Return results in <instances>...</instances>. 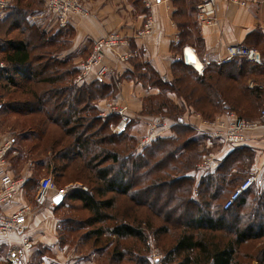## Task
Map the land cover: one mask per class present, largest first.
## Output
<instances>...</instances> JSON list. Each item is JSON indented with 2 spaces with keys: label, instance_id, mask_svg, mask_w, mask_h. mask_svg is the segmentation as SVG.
Returning a JSON list of instances; mask_svg holds the SVG:
<instances>
[{
  "label": "trees",
  "instance_id": "trees-1",
  "mask_svg": "<svg viewBox=\"0 0 264 264\" xmlns=\"http://www.w3.org/2000/svg\"><path fill=\"white\" fill-rule=\"evenodd\" d=\"M38 36L39 34L35 43L8 42L4 59L8 62L15 61L21 66L29 63V69L24 73L23 83L13 82L12 92L1 86L2 92L21 98L0 103L3 111L31 116L22 121L36 120L41 124H55L58 130L53 134V143L55 147L61 148L57 161H63L59 169H55L60 176L75 160L82 163L74 166L82 175L87 173L85 181L91 185V189L84 191L76 186L71 194L65 192V201L77 203L80 210L88 213L84 220L87 226H100L82 234L78 241L84 242L86 246L91 241V246H96L99 239L107 234L111 237L110 241H114L109 263L125 261L140 264L142 256L134 254L139 249L135 246L122 247L120 240L130 239L143 245L144 232L151 229L153 222L157 220L161 222L156 228L157 234H166L170 229L178 231L173 244L164 252L160 264H234L236 246L247 239L264 235V221L258 220L256 225L251 221L264 219L261 210L248 212L249 224L245 228L237 223L235 210L248 203V194L253 195L249 206L258 202L264 210V188L260 194H256L249 187L233 206L227 210L222 208L224 200L245 178L228 193L220 208L214 212L208 209L210 202L218 199L225 187L233 184L238 177L239 173L234 168L236 164L244 161L246 167L243 173L248 170L253 150L242 144L235 146L213 173L200 179L196 185L198 198H191L195 187L194 179L186 174L207 150L199 149L200 137H195L193 128L179 120L177 105L166 96L168 91L174 92L184 104L205 119H212L216 113L229 111H234L239 118H243V114H248L241 106L245 96L252 98L250 105L253 106L254 101L255 104L262 101L264 95L263 89L257 86L263 75V68L259 64L249 65L244 58L237 57L228 64L211 63L202 73H198L196 70L192 71L193 67L177 62L173 67L170 83L162 82L151 68L145 66L142 73H138V78L155 84L161 92L146 99L143 114L164 115L175 119V135L171 138H157L140 154H135L136 140L128 131L115 134L110 130V123L117 121L118 115L102 119L94 105L100 99L112 97L117 92L121 79L128 74L108 83L95 81L87 86L75 87L70 83L75 71L66 61L54 59L50 51L40 50L45 47V43ZM195 40L198 52L201 42L197 36ZM178 68L185 72L191 70V85L188 84L190 79L174 76ZM245 80H251L254 86L248 88ZM31 132L34 130L31 129ZM43 132L46 133L47 130L41 131V135ZM64 139L70 140V147L63 146ZM48 167L46 165L45 168L49 170ZM57 206L61 217L59 236L73 243L68 236L76 230L66 226L70 218L63 215L61 203ZM230 213L235 214V218L225 220ZM143 263L149 264L148 259Z\"/></svg>",
  "mask_w": 264,
  "mask_h": 264
},
{
  "label": "crops",
  "instance_id": "crops-1",
  "mask_svg": "<svg viewBox=\"0 0 264 264\" xmlns=\"http://www.w3.org/2000/svg\"><path fill=\"white\" fill-rule=\"evenodd\" d=\"M244 1L245 6L220 3L214 23L210 26H199L194 17L198 0L195 6H192L190 0H146L147 3L143 0H82L86 13L70 16L67 27L60 28L54 17L47 13L42 0H8V7L0 19V64L2 65L0 91L1 86H4L12 92L13 82L23 83L24 73L29 69V63L21 66L15 61L8 62L4 59L8 42L35 43L38 34V38H42L45 43V47H41L40 50L50 51L54 59L66 61V64L75 71L70 79L71 85L75 87L87 86L95 81L108 83L114 78L128 74L126 78L121 79L118 90L112 97L100 99L94 102V105L98 110V116L102 119L112 118L114 115H101L107 103L126 106L130 116L128 126L124 130H117L118 118L117 121L111 122L109 127L115 134L128 131L136 140L135 154H140L144 148L138 150L137 143L148 133L149 122L158 123L155 139L174 137L173 127L176 125V120L169 116L143 114L146 99L155 97L161 92L155 84L143 82L138 78V73H142L145 66L151 68L162 82L170 83L175 63L191 66L198 73H202L211 63L221 64L220 60L226 46L238 43L255 49L264 64V0ZM148 17L152 18L151 30L141 35L140 31ZM112 32L124 36L127 43L115 50L104 52L107 71L96 79L93 70L85 80L75 82L80 63L88 56L92 43ZM196 36L201 42L198 52L195 47ZM186 56L191 59V64H186ZM262 71L263 79L257 86L264 91V67ZM250 85L254 86V83L248 80L247 87L251 88ZM3 95L4 92H1L0 100L3 99ZM166 96L174 105L176 100L179 105L183 103L174 92L168 91ZM3 102L4 100L1 101ZM261 102L264 105V95ZM1 103L0 123L6 115ZM9 115L13 122L31 117L14 113ZM214 117L228 121L237 115L234 111H229L216 113ZM179 120L193 128L195 137H200L199 149L207 150L201 155L202 157L212 155L220 164L235 147L213 139V142L219 144L215 151H211L212 149L208 148L212 138L195 129L196 126H201V120L197 116L186 111L180 115ZM22 135L24 132H19L17 129L6 132L1 131L0 128V145L6 140L12 143L6 155L9 173L24 182L13 203L5 212L12 213L24 204L31 207L21 233L0 235V264H98V249H93L89 255L81 254L79 249L69 246H86L84 242L78 241L73 244L59 236L60 208L53 203V197L61 193L63 198L60 203L67 207L65 190H49L43 202L36 203L39 182L35 183L33 180L34 163L30 160L17 163L21 153L15 150L14 143L15 138ZM242 145L253 150V159L247 170V177H254L250 189H255L256 194H260L264 188V132L261 129L251 132ZM217 167L208 171L194 167L186 175L194 179L196 187L202 177L213 173ZM69 186L78 185L71 183ZM250 196L251 194L247 195L248 202H252V199L248 200ZM25 243H28V248L23 247ZM149 247L153 250L151 249V254L147 258L148 262L160 264L161 259L155 254V247ZM134 254L139 256L137 251H134Z\"/></svg>",
  "mask_w": 264,
  "mask_h": 264
},
{
  "label": "built area",
  "instance_id": "built-area-1",
  "mask_svg": "<svg viewBox=\"0 0 264 264\" xmlns=\"http://www.w3.org/2000/svg\"><path fill=\"white\" fill-rule=\"evenodd\" d=\"M47 13L54 17L58 27L66 28L69 24V18L73 15H83L86 13L83 8L82 0H42ZM146 2V0H143ZM147 3V2H146ZM220 3L237 4L245 6L244 0H198L195 22L199 26H210L215 21V14ZM8 7V0H0V19L4 16L5 10ZM152 27V18L148 17L141 35L147 34ZM127 43L124 36L117 32H112L106 36L95 40L90 48L88 56L80 63L78 73L74 81L80 82L85 80L87 75L95 70V78H100L106 71L107 67L104 64V52L106 50H115ZM237 57H242L246 61L261 64L259 53L244 44H231L225 47L224 55L220 60L221 64H228ZM2 65L0 64V68ZM252 87V85H250ZM117 114L119 120L117 130H124L130 120L126 106L116 103H107L106 109L102 116ZM201 121V126H196V130L206 134L214 140L224 144L237 146L241 145L251 132L261 129L264 132V110H261L259 119L256 121L247 120L244 118L233 117L228 121H222L217 117L213 119H204L199 114H195ZM158 123H148V133L137 143L138 150H142L148 146L157 136L155 129ZM11 141L6 140L0 145V235L10 233H21L24 220L27 214L31 211L29 205H22L12 213L5 211L11 206L18 191L23 187V180L15 178L9 173L7 168L6 155L11 147ZM219 165V160L212 155H205L195 165L199 170L208 171ZM254 177H246L224 200L222 204L223 210L229 209L239 199L241 194L245 192L253 183ZM52 183L50 177H44L40 180L38 191L35 198L36 203H42L47 191L51 189ZM24 248H28V243H25Z\"/></svg>",
  "mask_w": 264,
  "mask_h": 264
},
{
  "label": "rangeland",
  "instance_id": "rangeland-1",
  "mask_svg": "<svg viewBox=\"0 0 264 264\" xmlns=\"http://www.w3.org/2000/svg\"><path fill=\"white\" fill-rule=\"evenodd\" d=\"M192 3V6H195L197 3V0H190ZM192 17V14H191ZM37 54V53H36ZM251 62H249V65ZM262 68L264 67L263 62L259 64ZM209 66V65H208ZM195 69L193 68L192 71ZM260 70V69H257ZM191 70H182L181 68H178L175 71L174 76L177 77H185L186 79H190L188 81V84L191 85V81L193 80V76ZM251 78V77H250ZM260 79L261 77L258 76ZM192 79V80H191ZM263 79V77H262ZM172 82V81H171ZM245 80V84H246ZM248 83V82H247ZM172 84V83H171ZM176 85V83H173ZM2 92V91H1ZM16 99V98H21L20 96L14 95L10 96L6 93H4V97L2 100L4 101H9L11 99ZM0 100V101H2ZM181 100V99H179ZM172 102V101H171ZM252 102V98L248 97L247 95L245 98L242 100L241 106L244 107L245 112H248L247 115H242L243 118L251 121H256L259 119L260 112L261 110H264V105L262 102L258 101L254 105H250ZM175 105H177V110L179 111V115H183L186 111H189V113L192 114H199L198 112L194 111L190 106L180 103L177 104V100ZM256 105V107H254ZM6 115H4L5 119H3L1 126V131L5 130L6 132L8 131H13L14 129H17L19 132H24V135L22 136H17L15 138V143L14 147L17 152H20V159H17V163L24 162L26 160H30L32 163H34L32 169H33V180L35 183L40 182V180L44 177H50L51 178V189L50 190H58L62 191L65 190L67 191V194H71V192L75 191L76 189L72 186H69L71 182L73 184L76 183L79 186V189L81 190H90L91 185H89L85 181V177L87 176V173L81 174V172H78V169L75 168L77 165H81L82 163L77 159L73 163H71V166L69 169L65 170L64 172H61V176L55 169H59L60 164H62L63 161H57V156L60 155V150L61 148H57L54 146L53 141L55 132L58 130V128L55 126V124H50V123H39L36 122V120H27V121H18V122H13L10 120V113L5 110ZM201 116V115H200ZM202 117V116H201ZM238 117V116H237ZM40 118V117H38ZM47 124V125H46ZM34 130L33 134H30L29 132L31 129ZM46 131V133L43 132L41 135V131ZM66 139H64V147H70L68 146V142L66 143ZM210 144L208 149H212L211 151H215L217 149V145L219 142H213V139L210 140ZM213 144V146H212ZM76 150V149H75ZM71 149L69 148V152ZM202 157V156H201ZM199 156L200 161L202 158ZM9 158V156H8ZM11 162V161H10ZM243 163L236 164L234 168H236V172L239 173L238 177L236 180L233 181V184L228 185L225 187L224 193L221 194L218 199L211 201L210 206L208 209L211 210V212L216 211L218 208H220L223 200L226 198L228 193L234 189V187L244 178L248 176V172H244L243 170L246 167V162L242 161ZM41 163H43L41 165ZM13 164V163H12ZM11 164V165H12ZM49 168L47 170L45 167ZM76 165V166H74ZM13 166V165H12ZM9 167V166H8ZM17 167V165L15 166ZM42 168V169H41ZM82 175V176H81ZM75 182V183H74ZM85 183L82 185V183ZM69 183V184H68ZM235 184V185H234ZM39 185V183H38ZM197 187H194L192 192H191V198L196 199L197 197ZM254 193H257L255 189L252 190ZM256 195V194H255ZM257 196V195H256ZM198 198V197H197ZM248 198V197H247ZM258 198V196H257ZM253 199V195L249 197L248 200ZM251 202H248L244 207L240 208H235L236 210V215L238 216V219L236 220L238 224L243 226V228L246 227L247 224H249L248 220V212L255 211V210H261L262 213L264 214V210L262 209L261 205L257 202L254 205L249 206ZM67 207L63 206L62 212L64 213L63 215L66 217L70 218V222L66 223V226L75 229L76 231L69 235L72 239L73 244H75L78 241V238L86 233L89 230H92L94 228L99 227L100 225H93L92 227L87 226L84 223V220L88 217V213L86 211H82L79 209V205L75 202L69 203L67 201ZM252 204V203H251ZM206 210V209H205ZM62 215V213H61ZM235 218V214H229L226 215L225 220H233ZM259 221H264V219H251L252 222L256 225L257 222ZM110 223H106L108 225ZM153 227L149 229L148 231L144 232V238L145 241L143 242V245L141 243H135L131 241L130 239L128 240H120V246H139L137 252L139 253V256L141 258V263L144 264L145 260L147 261V258L151 254V249L149 246H154L155 248V254L160 257V259L163 258L164 252L173 244L174 239L178 233V231L174 232L172 229L168 233H158L156 232L157 226L161 225L160 221H155L153 222ZM256 227V226H255ZM257 231V230H256ZM222 236V235H221ZM111 237H109L107 234L103 235L100 239L99 242L96 244V246H91V241L88 243L89 246H69L70 248H77L79 249V252L81 254H86L89 255L91 251L94 248H103V249H98L97 250V256H98V264H134V263H129L123 261L122 263H116L112 262L109 263V255L112 252V249L114 247V241H110ZM123 250V249H122ZM153 250V249H152ZM134 255V254H133ZM145 256V257H144ZM147 257V258H146ZM136 258V257H135ZM234 264H264V235L257 237V238H250L241 243L240 245L236 246V251H235V257H234ZM151 264V263H149Z\"/></svg>",
  "mask_w": 264,
  "mask_h": 264
},
{
  "label": "water",
  "instance_id": "water-1",
  "mask_svg": "<svg viewBox=\"0 0 264 264\" xmlns=\"http://www.w3.org/2000/svg\"><path fill=\"white\" fill-rule=\"evenodd\" d=\"M57 198H59V200H57ZM63 198V195L61 193H57L54 197H53V203L55 205H59L61 200Z\"/></svg>",
  "mask_w": 264,
  "mask_h": 264
},
{
  "label": "bare ground",
  "instance_id": "bare-ground-1",
  "mask_svg": "<svg viewBox=\"0 0 264 264\" xmlns=\"http://www.w3.org/2000/svg\"><path fill=\"white\" fill-rule=\"evenodd\" d=\"M185 62H186V64H191L192 61L188 56H186Z\"/></svg>",
  "mask_w": 264,
  "mask_h": 264
},
{
  "label": "snow or ice",
  "instance_id": "snow-or-ice-1",
  "mask_svg": "<svg viewBox=\"0 0 264 264\" xmlns=\"http://www.w3.org/2000/svg\"><path fill=\"white\" fill-rule=\"evenodd\" d=\"M57 200H59V198H57Z\"/></svg>",
  "mask_w": 264,
  "mask_h": 264
}]
</instances>
